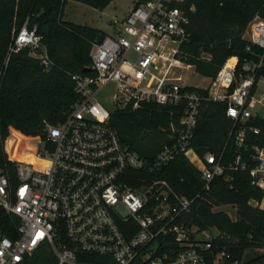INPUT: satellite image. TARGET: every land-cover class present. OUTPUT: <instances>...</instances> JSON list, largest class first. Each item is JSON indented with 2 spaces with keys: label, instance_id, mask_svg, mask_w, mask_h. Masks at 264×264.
Here are the masks:
<instances>
[{
  "label": "built area",
  "instance_id": "1",
  "mask_svg": "<svg viewBox=\"0 0 264 264\" xmlns=\"http://www.w3.org/2000/svg\"><path fill=\"white\" fill-rule=\"evenodd\" d=\"M183 2L134 3L114 34L92 42V73L71 75L77 98L62 119L46 124L44 137L31 140L32 149L20 158L9 153L8 134L4 137L13 178L7 163H0V206L17 223L14 237L0 232V264H27L35 252L45 254L44 249L53 257L45 258L46 264H207L216 235L209 228L186 225L181 216L191 198L164 178L150 176L179 153L194 155L189 139L206 100L225 104L235 147L227 164L210 151L197 157L202 188L214 176L230 179L226 169L246 170L261 190L259 198L247 202L264 208V126L253 123L264 122V16L255 14L246 23L241 37L248 55L238 67L237 56L230 55L206 85L180 83L173 67L188 66L177 53L188 38V13L193 10ZM23 45L49 65L39 36L24 25L11 49ZM108 83L112 102L120 99L136 107L153 101L181 109L153 155L141 154L119 138L110 110L96 96Z\"/></svg>",
  "mask_w": 264,
  "mask_h": 264
},
{
  "label": "trees",
  "instance_id": "2",
  "mask_svg": "<svg viewBox=\"0 0 264 264\" xmlns=\"http://www.w3.org/2000/svg\"><path fill=\"white\" fill-rule=\"evenodd\" d=\"M66 0H0V163H7L9 179L13 178V162L3 151L12 153L10 142L43 138L46 124L62 119L77 98L73 88V73L90 66L89 49L106 32L98 27L62 18ZM95 8H103L110 0H78ZM140 0H135V4ZM174 4V2H173ZM193 5L188 13V38L179 45L180 58L194 66L196 72L212 76L223 60L248 55L242 30L253 15L264 16V0H184ZM24 25L39 36L49 65L45 67L32 55L30 47L12 48L18 29ZM254 52L259 48L250 45ZM209 53L202 57L201 52ZM264 74V59L261 68ZM225 104L219 101L201 102L189 145L200 157L210 151L221 154L223 164L233 160L234 143L229 135L230 120L224 114ZM181 109L143 101L136 107L128 102L112 108L109 119L119 138L145 155H153L167 140L170 122H175ZM264 126V122L254 121ZM165 131L166 135H165ZM191 158L179 153L161 169L150 174L162 177L176 191L191 198L182 221L199 228L214 226L219 234L211 239V253L206 258L212 264L219 260L229 264H264V252L255 251L264 242V208L250 205L248 198H259L261 190L250 182L246 170L229 168L230 179L214 176L206 189L202 188L199 170ZM235 205V216L229 218L220 204ZM17 217L0 206V232L15 236ZM27 264H46L34 256Z\"/></svg>",
  "mask_w": 264,
  "mask_h": 264
},
{
  "label": "rangeland",
  "instance_id": "3",
  "mask_svg": "<svg viewBox=\"0 0 264 264\" xmlns=\"http://www.w3.org/2000/svg\"><path fill=\"white\" fill-rule=\"evenodd\" d=\"M134 2L135 0H110L108 4L103 8H95L78 0H66L63 4L62 18L76 23L98 26L104 30H107L110 27L111 33L114 34L116 28L119 26L117 24H119V21L121 19H123L124 15L128 12V10L134 4ZM113 19H116V21L114 22ZM243 33H244V29L242 30L241 35ZM200 55L205 58L209 57V53L204 51H202ZM183 62L188 66L173 67L174 74L180 77L178 82L188 83L198 86L206 85V83L208 82L211 76L198 73L195 71L194 66L192 64L186 63L185 61ZM112 92H113V86L110 83H108L104 85L96 94L97 98L102 102V104L108 110H111L112 108L122 107L125 105L124 102L121 101L120 99L116 100L115 102H112L111 99ZM166 132L167 131H165V135ZM33 144L34 142L31 140H28L20 145L18 144V142H12V147H11L12 153L10 152L9 153L12 156L20 158L24 156V152L26 150L32 149ZM28 158L30 159L31 157L28 156ZM187 158L188 159L191 158L192 159L191 163L196 168H198L200 163H199V159L195 157V155L189 153ZM218 207L222 208L229 218H233L235 216V209H236L235 205H230L227 203V204H220ZM207 228H209L210 231L215 235L219 234V230L216 227L209 226ZM44 251L45 254H42V252H35L32 257L38 256L44 259L46 258L48 260H52L53 257L51 256V253L47 249H44ZM255 251L264 252V242L261 246L256 247ZM216 264H225V263H222L219 260L216 262ZM229 264H234V263H229Z\"/></svg>",
  "mask_w": 264,
  "mask_h": 264
},
{
  "label": "crops",
  "instance_id": "4",
  "mask_svg": "<svg viewBox=\"0 0 264 264\" xmlns=\"http://www.w3.org/2000/svg\"><path fill=\"white\" fill-rule=\"evenodd\" d=\"M95 27H98V26H95ZM98 28H100V27H98ZM100 29H102V28H100ZM102 30H104V29H102ZM105 32H106V34H112L111 33V29H110V27H109V29H107V30H104ZM9 135H11V133L9 132L8 133V135L7 136H9ZM24 139L22 140H12L11 142H10V148L12 147V142H18V144L20 145V144H23L24 142H26V141H28V140H32L31 138H27V137H23Z\"/></svg>",
  "mask_w": 264,
  "mask_h": 264
},
{
  "label": "water",
  "instance_id": "5",
  "mask_svg": "<svg viewBox=\"0 0 264 264\" xmlns=\"http://www.w3.org/2000/svg\"><path fill=\"white\" fill-rule=\"evenodd\" d=\"M91 66H84L82 67V71H88V70H91Z\"/></svg>",
  "mask_w": 264,
  "mask_h": 264
},
{
  "label": "bare ground",
  "instance_id": "6",
  "mask_svg": "<svg viewBox=\"0 0 264 264\" xmlns=\"http://www.w3.org/2000/svg\"><path fill=\"white\" fill-rule=\"evenodd\" d=\"M232 59H233V58H231V57H230V58L228 59V62H231V61H232Z\"/></svg>",
  "mask_w": 264,
  "mask_h": 264
}]
</instances>
